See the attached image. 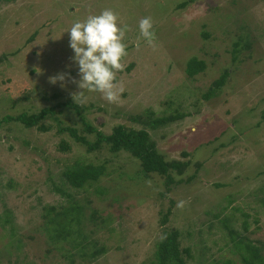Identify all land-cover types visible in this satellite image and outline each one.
Returning <instances> with one entry per match:
<instances>
[{"label":"rangeland","instance_id":"rangeland-1","mask_svg":"<svg viewBox=\"0 0 264 264\" xmlns=\"http://www.w3.org/2000/svg\"><path fill=\"white\" fill-rule=\"evenodd\" d=\"M104 9L130 28L116 74L124 90L116 103L85 91L78 114L59 105L75 103L78 85L49 77L70 71L80 79L68 30ZM149 16L155 47L139 30ZM190 57L206 64L191 78ZM227 69L220 91L202 97ZM47 106L55 109L41 121L47 130L0 123V264H153L157 241L173 229L186 264H246L228 228L264 256V0L0 1V119ZM150 112L181 115L149 129L165 159L188 160L181 173L169 171V191L164 176L145 174L128 151H88L58 130L71 126L92 141L81 115L110 133L116 124L141 127L135 118ZM89 163L103 166L98 179L77 189L64 181L65 168ZM73 204L80 212L72 225L85 239L52 240L53 210ZM96 248L103 251L92 257Z\"/></svg>","mask_w":264,"mask_h":264},{"label":"trees","instance_id":"trees-1","mask_svg":"<svg viewBox=\"0 0 264 264\" xmlns=\"http://www.w3.org/2000/svg\"><path fill=\"white\" fill-rule=\"evenodd\" d=\"M0 1L11 2L14 0ZM234 46H237V44ZM246 46L249 47L248 45ZM205 67L206 64L203 60L196 57H190L185 65V74L191 78L202 72ZM228 74L229 69H227V71H223L218 78L211 82L207 90L204 91L202 97L207 99L216 95L220 91L222 85L225 84ZM59 105L72 107L79 114V106L76 103L66 101L60 103ZM48 114H55V109L51 106H47L34 114L28 115L25 112H21L16 116L6 115L0 119V123L2 121L16 120L22 123L25 127H36L41 130H47V127L41 121ZM180 116V114H174V116H152V113L150 112V115L146 114V116L143 118L140 116L135 118L140 124H142L141 127H128L124 124H116L113 126L110 133H104L103 131L87 123L84 119V116L81 115L80 118L84 124V128L88 132L94 133V139L92 141L86 138L84 135L78 134L77 129L71 126L60 127L58 130L67 131L76 141L84 144L88 151L99 149L102 144H106L111 152H118L120 150L128 151L133 157L138 159L141 170L145 174L157 173L161 176H164L165 187L166 190L169 191L172 184L169 171L175 169L177 172L181 173L187 166L188 160L165 159L164 155L158 150L155 140L152 139L149 129H155L158 125H163L170 119ZM57 123L60 124V121H57ZM62 147L63 149L68 148L66 144H63ZM102 173L103 166L100 165H94L91 163L73 164V166L65 168L62 171V177H64V181L67 182L72 188L77 189L82 187L88 181L98 179ZM172 203L173 201L170 200V206L160 219V223L162 225L166 224L168 221L169 215L171 214ZM53 211V215L49 218V221L52 224L48 230L52 240L74 241L73 238H70L72 235H76L82 239H85L83 235H81V230L78 227H73L74 221L79 220V205L73 204L68 208V210L65 208L63 211ZM65 217L67 218L65 219ZM228 231L231 235V239L233 240L234 247L239 251L243 262L246 264H264V256L261 254L259 247L255 246L251 242H243L241 237L236 236L238 232L234 228H228ZM178 236V230L173 229L169 232H166L164 236L159 241H157L153 264H186L185 259L182 256V250L180 249ZM77 243H72V246L82 248L86 245H79ZM102 251V248H96L90 254L92 257H96L101 254Z\"/></svg>","mask_w":264,"mask_h":264},{"label":"clouds","instance_id":"clouds-1","mask_svg":"<svg viewBox=\"0 0 264 264\" xmlns=\"http://www.w3.org/2000/svg\"><path fill=\"white\" fill-rule=\"evenodd\" d=\"M130 30L127 24L121 26L119 15L112 9H104L99 14H90L83 20L75 21L70 30V47L74 56L70 59L78 66L80 79L71 76V72H60L49 77L52 84L61 82V87L71 80L81 91L71 95L79 106L87 103L85 91L99 92L109 103L119 101L123 87L117 82V72L125 68L122 62L127 56V45L124 43L126 32ZM141 37L149 45L155 47L156 35L153 30L152 18L144 17L139 21ZM187 202L180 200L178 208H183Z\"/></svg>","mask_w":264,"mask_h":264}]
</instances>
